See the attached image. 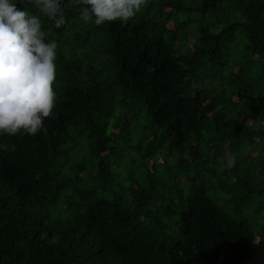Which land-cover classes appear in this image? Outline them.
<instances>
[{"label": "trees", "instance_id": "trees-1", "mask_svg": "<svg viewBox=\"0 0 264 264\" xmlns=\"http://www.w3.org/2000/svg\"><path fill=\"white\" fill-rule=\"evenodd\" d=\"M12 2L57 44L56 107L0 133V264H264V0H60L59 29Z\"/></svg>", "mask_w": 264, "mask_h": 264}, {"label": "clouds", "instance_id": "clouds-1", "mask_svg": "<svg viewBox=\"0 0 264 264\" xmlns=\"http://www.w3.org/2000/svg\"><path fill=\"white\" fill-rule=\"evenodd\" d=\"M90 6L82 19L95 24L135 16L147 0H82ZM42 14L55 20V28L66 23L60 0H35ZM56 48L45 43V32L36 15L29 16L27 5L18 10L12 0H0V133L15 136L21 130L35 136L44 129L45 118L53 115L56 93ZM195 87V85H193ZM4 151L15 147L0 144ZM232 161H229L231 166Z\"/></svg>", "mask_w": 264, "mask_h": 264}]
</instances>
